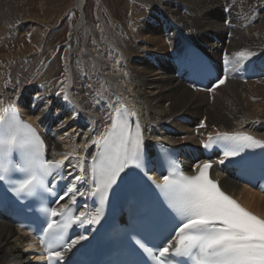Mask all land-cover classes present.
<instances>
[{"label": "bare ground", "instance_id": "1", "mask_svg": "<svg viewBox=\"0 0 264 264\" xmlns=\"http://www.w3.org/2000/svg\"><path fill=\"white\" fill-rule=\"evenodd\" d=\"M10 1L0 0V40L10 36L16 39L19 31L32 29L31 42L37 43L41 26L5 28V17L10 14L24 22L43 21L38 14L7 8ZM249 1L188 0L191 3L184 5L187 10L172 3H156L161 7L156 10L159 18L152 16L150 27L155 30L148 32L166 29L167 33L150 38L142 30L126 36L113 33L100 9L96 20L89 19L85 11L88 0H78V8L84 12L78 25L82 38L77 48L69 45L65 57L69 78L65 92L69 100L63 99V92L58 96L53 84L39 89L42 75H30V63L10 71L0 68V118L12 108L29 115L28 119L43 131L50 154H72L67 160L69 165L80 168L82 164L87 177L98 151L96 142H101L123 111L140 121L149 152L165 143L184 148L201 141L202 134L218 131H247L264 141V72L257 74L254 68L247 82L241 75V65L264 54V24H257L259 19L252 17L257 6ZM143 13L149 15V11ZM192 44L204 48L219 63L221 58L226 60L227 80L211 93L192 89L177 75L173 54L185 52ZM30 51L25 46L14 57ZM240 52L253 55L245 60L238 56ZM1 58L4 56L0 53V67L6 66L7 60ZM36 66H31L32 70ZM203 119L205 127L199 129L197 124ZM82 180L77 187L80 193ZM222 184L245 207L264 218L263 194L229 177ZM25 239V234L12 224L0 221V264H31L23 253Z\"/></svg>", "mask_w": 264, "mask_h": 264}, {"label": "snow or ice", "instance_id": "2", "mask_svg": "<svg viewBox=\"0 0 264 264\" xmlns=\"http://www.w3.org/2000/svg\"><path fill=\"white\" fill-rule=\"evenodd\" d=\"M252 55V52L238 53L245 60ZM226 80V75L218 78L209 90L218 88ZM61 92L64 93L63 99L68 101V94L64 89ZM200 127H205V124L202 122ZM217 139L231 143L220 164L229 158L240 157L233 162L247 168L249 162L242 155L245 150L264 148V141L247 134H224ZM211 140L212 137H209ZM203 146L208 148L210 144ZM96 147L97 154L92 157L94 188L90 193L99 200L96 214L91 218L85 212L68 215L67 205L59 212L47 206L40 208L46 218V227L42 229L45 236L41 238V243L45 245L50 264H62L66 252H71L87 239L83 234L66 238L68 230L74 225L99 224L110 196L120 195L125 189L135 194L146 179H152L148 176L150 159L144 131L139 121L132 120L126 113L118 114L101 142H96ZM17 149L26 150L23 163H18L13 157ZM46 149L44 140L31 125L19 118L14 109L10 121H0V180L10 178V173L18 174V178L9 184L18 199L35 197L42 201L47 195H56L49 178L55 179L61 173L65 161L72 154L54 152L53 155H63L64 159L49 161L45 159ZM172 157L169 151L161 161L170 168L169 175L163 176V183L152 181L163 200L160 207L146 201L145 228L151 226L152 214L159 213L167 217L175 235L164 237L160 244L149 247L145 235L136 233V239L127 245L129 258L117 264H143L141 259H137L141 252L150 257L153 264H264V218L242 207L211 178V161L195 164V174L185 175ZM80 168L84 171L82 164ZM80 181L81 176L76 175L59 200L65 197L75 200L76 195H85L76 187ZM247 182L264 191V162L258 174L251 176ZM58 216L61 217L59 222L52 219Z\"/></svg>", "mask_w": 264, "mask_h": 264}, {"label": "rangeland", "instance_id": "3", "mask_svg": "<svg viewBox=\"0 0 264 264\" xmlns=\"http://www.w3.org/2000/svg\"><path fill=\"white\" fill-rule=\"evenodd\" d=\"M162 1L172 3L176 7L181 6L182 10H187V7L184 5H189L192 2L187 3L188 0H88L85 11H87L86 13L89 19L96 20V14L100 9V11L105 14L109 30L113 33L126 36L133 32L135 33L137 30H142L145 35L152 38L154 35L161 36L165 34L166 31L164 29H159V32L155 34H150L148 32L150 30H155L153 27H150L153 24L151 19L159 18L156 10L161 8H159V4H162ZM249 2L257 6L252 17L258 18L257 24L263 25L264 5L262 3L264 0H250ZM77 4L78 0H12L7 2V8L19 9L21 12L27 11V13L33 16L38 14L43 21H36V23L33 20L24 22L20 21V18L10 14L8 15L9 17H5V28L21 25L22 30L28 27V25H32L41 26L42 31L39 33L41 36L38 35V37H41L40 40L35 44L31 42L33 37L31 38L32 34L30 32L32 29H23L19 31L16 35V39L10 36L6 41L2 42L0 40V53L4 56V59L1 58V60L6 61L7 57H14L15 53L25 46L31 50L29 53L22 54V56L17 55L14 59L7 60L6 66L2 65L0 68L10 71L11 68L20 67L23 63H30L29 67L31 70H28L31 72L30 75H42L41 85H38L39 88H44L47 85L53 84L54 88L55 86L56 89L58 88V92L62 93L61 89L65 91L69 87L68 71L65 61L67 55L66 51L69 50V45L77 48L82 38L81 34L79 35L80 32H78V25L84 12L82 9L78 8ZM108 4L113 9L115 17L111 15L107 6ZM146 11H149V15L143 13ZM255 13H257L260 18L257 17ZM36 63L37 66L32 70L31 66L33 67Z\"/></svg>", "mask_w": 264, "mask_h": 264}]
</instances>
